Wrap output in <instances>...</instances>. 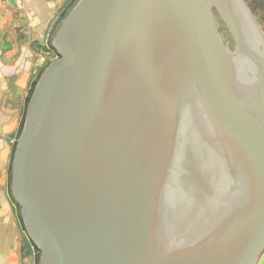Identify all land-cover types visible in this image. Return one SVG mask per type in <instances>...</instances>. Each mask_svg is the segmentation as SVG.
Listing matches in <instances>:
<instances>
[{
    "label": "water",
    "instance_id": "obj_1",
    "mask_svg": "<svg viewBox=\"0 0 264 264\" xmlns=\"http://www.w3.org/2000/svg\"><path fill=\"white\" fill-rule=\"evenodd\" d=\"M208 1L79 0L62 21L11 170L40 264L258 263L264 39L244 0H212L228 52Z\"/></svg>",
    "mask_w": 264,
    "mask_h": 264
},
{
    "label": "crops",
    "instance_id": "obj_2",
    "mask_svg": "<svg viewBox=\"0 0 264 264\" xmlns=\"http://www.w3.org/2000/svg\"><path fill=\"white\" fill-rule=\"evenodd\" d=\"M77 1L0 0V264H35L10 193L12 161L32 87L57 56L52 42L60 14Z\"/></svg>",
    "mask_w": 264,
    "mask_h": 264
},
{
    "label": "rangeland",
    "instance_id": "obj_3",
    "mask_svg": "<svg viewBox=\"0 0 264 264\" xmlns=\"http://www.w3.org/2000/svg\"><path fill=\"white\" fill-rule=\"evenodd\" d=\"M244 2L248 6L254 20L256 21V24L258 26L260 34H261L262 38L264 39V0H244ZM75 4L73 3V5H71L70 7H67L68 13L66 15H64L63 17H62L63 13L61 12L60 18H62V21L65 20V18L69 14V12L74 8ZM208 4L210 7V14L212 17L213 24H214L215 29H216V31H217V33H218V35L222 41V44L224 45V47L226 48V50L228 52L232 53L234 44H233V40H232V38L228 32V29H227L224 21L222 20L220 14L218 13L213 1L209 0ZM62 21H61V23H62ZM61 23H60V26H61ZM54 54L55 53H53V55H52L53 56L52 60L55 61V60H57V56H55ZM35 85H36V83H35ZM34 88L32 87L28 101H29V99L33 93ZM24 120H25V118H24ZM23 124H24V122H23ZM10 193H12L11 180H10ZM34 251H35V256L33 257L34 262H35V264H40V252L35 246H34ZM263 254H264V252H263ZM257 264H264V255L261 257L260 261H258Z\"/></svg>",
    "mask_w": 264,
    "mask_h": 264
},
{
    "label": "bare ground",
    "instance_id": "obj_4",
    "mask_svg": "<svg viewBox=\"0 0 264 264\" xmlns=\"http://www.w3.org/2000/svg\"><path fill=\"white\" fill-rule=\"evenodd\" d=\"M137 86V85H136ZM137 90H138V87H137ZM142 95H139L138 96V99L136 101H134L133 105L136 106V111H135V114H138V115H142V112H143V102L142 101Z\"/></svg>",
    "mask_w": 264,
    "mask_h": 264
},
{
    "label": "trees",
    "instance_id": "obj_5",
    "mask_svg": "<svg viewBox=\"0 0 264 264\" xmlns=\"http://www.w3.org/2000/svg\"><path fill=\"white\" fill-rule=\"evenodd\" d=\"M35 87V84L33 85V88ZM30 100V99H29ZM29 102V101H28ZM27 105H28V103H27ZM22 128H23V124H22V126H21V129H20V133H21V131H22Z\"/></svg>",
    "mask_w": 264,
    "mask_h": 264
},
{
    "label": "built area",
    "instance_id": "obj_6",
    "mask_svg": "<svg viewBox=\"0 0 264 264\" xmlns=\"http://www.w3.org/2000/svg\"><path fill=\"white\" fill-rule=\"evenodd\" d=\"M263 252H264V251H263ZM263 255H264V254L262 253V256H263ZM262 256H261V257H262ZM260 259H261V258H260ZM260 259H259V261H260Z\"/></svg>",
    "mask_w": 264,
    "mask_h": 264
}]
</instances>
